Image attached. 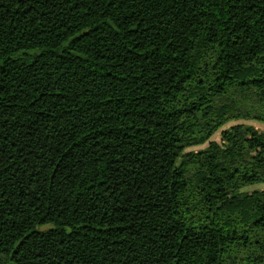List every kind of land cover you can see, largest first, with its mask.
Returning a JSON list of instances; mask_svg holds the SVG:
<instances>
[{"label":"trees","instance_id":"obj_1","mask_svg":"<svg viewBox=\"0 0 264 264\" xmlns=\"http://www.w3.org/2000/svg\"><path fill=\"white\" fill-rule=\"evenodd\" d=\"M236 120L264 124V0H0V264H264Z\"/></svg>","mask_w":264,"mask_h":264},{"label":"rangeland","instance_id":"obj_2","mask_svg":"<svg viewBox=\"0 0 264 264\" xmlns=\"http://www.w3.org/2000/svg\"><path fill=\"white\" fill-rule=\"evenodd\" d=\"M237 124H244V125H251V126H254L256 128H258L259 130L261 131H264V124L263 123H260V122H257V121H254V120H236V121H231L229 122L228 124H226V126L224 128H227L229 126H233V125H237ZM220 138H221V132L218 131L214 136H213V140H217V141H220ZM206 145H202V146H197V147H194L192 149L194 150H199V149H202L204 148ZM247 189H264V183H261L259 185H253V186H250L248 187Z\"/></svg>","mask_w":264,"mask_h":264}]
</instances>
